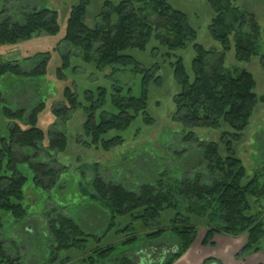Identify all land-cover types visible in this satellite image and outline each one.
<instances>
[{"label":"trees","instance_id":"16d2710c","mask_svg":"<svg viewBox=\"0 0 264 264\" xmlns=\"http://www.w3.org/2000/svg\"><path fill=\"white\" fill-rule=\"evenodd\" d=\"M214 10V17L209 25V33L224 48L229 49L230 42L235 48L238 61H249L259 52L258 40L261 35L260 26L252 13L240 11L234 3L237 0H208ZM88 1L80 0L72 6L63 36V41L82 51V60L94 63L97 69L106 66H133L141 72L142 91L134 96L130 89L123 93L121 85H113L110 94L112 110L105 109L107 90L98 87L97 91L84 92V102L69 87L63 90V101L53 109L56 117L64 118L78 108L85 114L83 123L84 135L89 141L87 146L108 151L123 142L120 135L105 138L112 130L126 129L135 118L146 113L148 102L147 86L152 81L161 84V77L156 75L157 64L144 68L131 55L128 49L145 51L152 39L168 50L170 57L177 50L184 49L192 42L194 58L191 62L193 79L187 73L183 59L175 56L171 63L173 77L180 87L175 96V115L179 122L190 129L196 127L220 128L227 125L235 133L223 131L221 140L226 150L223 156L218 141L198 140L190 130L184 141H198L202 152L205 177L196 173L194 177L185 176L175 180L171 185L169 178L160 175L152 182H139L137 185L105 180L95 174L88 186L81 188L84 195L92 202L100 204L108 217L107 232L116 225V219L129 216L131 222L118 229L125 233L122 243H133L136 240H158L166 236L174 238L176 246L173 251L158 264H174L191 247L198 236V227L192 220L205 219L206 231L202 245L213 246L216 234L238 236L246 234L247 239L235 254L236 260H243L248 255L264 250V209L261 214L251 211V197H262L264 204V182L261 183L259 173H255L243 184L247 177L246 168L236 157L233 143L238 141L241 131L249 123L251 114L259 101L264 102V95L255 93L256 82L247 70H227L224 66L225 52L207 50L196 43L197 33L182 11L171 6L167 0H103L98 23L90 27L85 23ZM58 13L49 8H35L25 14L22 21L6 18L0 21V45L15 44L28 40L35 34L55 35L59 31ZM50 52L38 53L33 57L34 67L25 70L17 62H1L0 78L16 76L19 78L43 77L47 73ZM70 66V55H62V63L56 69L58 79L65 78V71ZM0 92V103H3ZM2 115L9 119L6 125L7 137L2 135L0 127V212L9 213L14 222L21 224L26 220L27 208L24 205L25 187L28 183L26 174L19 163L29 162L36 184L45 186L54 183L59 173L43 162H32L30 156L25 157L15 152L16 147L40 150L45 139V132L38 126L39 113L44 103L35 105L29 112L24 109L14 110L9 106H1ZM151 120V119H149ZM54 133V132H53ZM48 150L65 151L66 135L63 132L50 136ZM6 160V162H5ZM29 191V190H28ZM173 211L167 227H161L162 214ZM56 213L46 221V233L52 240L56 252L70 249H84L91 235L83 225L70 216ZM134 223L151 231L138 235ZM2 222L0 217V229ZM166 234V235H165ZM92 236V235H91ZM114 249L109 244L96 248L88 256V264L98 262L108 256ZM101 258L98 260V258ZM223 264L214 258L209 262ZM18 252H9L0 240V264H20ZM114 264H136L128 256L119 257Z\"/></svg>","mask_w":264,"mask_h":264},{"label":"rangeland","instance_id":"374dc122","mask_svg":"<svg viewBox=\"0 0 264 264\" xmlns=\"http://www.w3.org/2000/svg\"><path fill=\"white\" fill-rule=\"evenodd\" d=\"M79 1L0 0V21L6 18L22 21L26 13L35 8L45 7L57 11L60 28L55 35L35 34L28 40L0 45L1 62H17L25 70L34 67L36 63L33 62V57L35 55L50 52L45 76L0 78V92L4 99L3 103H0V127L2 135L7 137L6 125L10 121L2 115V104L14 110L24 109L29 112L35 105L43 102L44 109L39 113L37 123L45 132V139L40 144L38 154L35 155L36 150L34 149L23 147H16L15 152L23 157L29 155L32 162L46 163L59 173L54 183L49 185V179H45V186H43L35 183L28 161H24L23 164L19 163L28 178L24 199L27 216L20 227V224L14 222L9 213L0 212L2 222L0 240L3 241L9 252L20 254V264H88L90 261L88 256L92 250L106 247L109 244L114 246L113 251L102 259L99 257L98 260H101L98 264H114L121 256L132 258L136 264H158L176 246L174 238L170 237L168 232H166V236L158 240L150 239L148 242L142 239L136 240L132 244L122 243L125 233L118 229L129 224L131 217L117 218L115 227L107 232L109 221L106 211L101 209L100 204L92 202L88 195H84L81 188L86 187L91 190L88 184L95 174H99L105 180L125 185L130 183L134 186L141 181L153 183L160 175L168 177L171 185L175 180H181L185 176L194 177L196 173L200 172L205 177L204 173L207 171L202 164L199 142L184 141L186 134L192 130L198 140L218 141L220 152L224 156L226 150L221 140L222 132L235 133L236 131L227 125L216 129L206 127L190 129L178 121L175 115L174 99L179 93L180 87L174 80L171 63L175 60V56L182 57L184 67L190 79H193L191 69V62L195 55L193 43H188L184 49L175 51L169 57L168 50L162 47L157 40L152 39L145 51L134 48L125 51L144 68H151L155 64L159 67L156 75L161 77V84L156 85L151 81L147 86L146 113L148 116L140 113L126 129L109 131L104 136L105 138L120 135L124 140L122 144L108 151L87 146L84 141H89V139L83 131L85 114L82 108L70 113L66 119L53 114V109L63 101L64 88L69 87L74 90L79 100L84 102L85 91L96 92L98 87H104L107 90L105 109L112 110L110 94L113 91V85H121L125 94L130 89L132 95L138 96L142 91L143 75L141 72L135 71L131 65L126 67L106 66L99 70L94 63H86L82 60L80 49L62 40L70 10ZM87 1L85 23L93 27L99 21L103 0ZM118 1L113 0V3L116 4ZM167 2L187 15L189 23L197 33L196 43L210 51H224L223 45L212 38L209 33L214 10L208 0H167ZM234 5L240 11H246L255 16L261 30L258 40L260 48L259 52L253 55L249 61H238L231 41L229 49L224 51V66L230 71L237 69L250 72L256 82L255 93L260 97L264 95V0H237ZM63 54L70 55V66L65 71V78L61 80L56 76V69L62 63ZM53 132L55 134L65 133L67 140L65 151L47 149ZM240 133L241 136L238 141L233 143V148L236 157L242 161L246 168L247 177L243 180V184L256 172L259 173L260 181L263 183L264 102L257 103L248 125ZM206 177L203 181L209 182ZM262 200V197L250 198L252 213L261 214V210L264 209ZM54 211L72 217L92 235L88 237L84 249L60 252L54 250L53 242L46 233V221L56 215L53 213ZM173 215L174 212L171 210L164 212L161 227H167L169 218ZM192 221L198 227V236L182 256L183 258H179L175 264H186L184 259L186 254H189L188 260L190 261L196 255H207L216 245V240H219L220 236L245 239L241 247L246 242V234L238 236L216 234L213 238L214 245L204 246L202 239L207 230L205 219ZM134 226L138 235L153 229H144L139 223H134ZM259 253L264 255V250L254 254Z\"/></svg>","mask_w":264,"mask_h":264},{"label":"crops","instance_id":"0c3cea01","mask_svg":"<svg viewBox=\"0 0 264 264\" xmlns=\"http://www.w3.org/2000/svg\"><path fill=\"white\" fill-rule=\"evenodd\" d=\"M245 239L232 238L229 236H220L219 240H216V245L210 250L207 255H196L192 257L191 261L188 260V255L184 256L186 264H201L208 258H214L221 261L223 264H264L263 254H251L245 257L244 260L234 259L235 252L241 247ZM189 253V251H188ZM183 258V257H182ZM175 264V263H174ZM177 264V263H176ZM207 264H216V262H209Z\"/></svg>","mask_w":264,"mask_h":264}]
</instances>
